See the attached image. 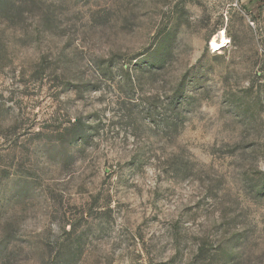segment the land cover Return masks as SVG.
I'll return each instance as SVG.
<instances>
[{
  "label": "rangeland",
  "instance_id": "obj_1",
  "mask_svg": "<svg viewBox=\"0 0 264 264\" xmlns=\"http://www.w3.org/2000/svg\"><path fill=\"white\" fill-rule=\"evenodd\" d=\"M0 264H264V0H0Z\"/></svg>",
  "mask_w": 264,
  "mask_h": 264
},
{
  "label": "bare ground",
  "instance_id": "obj_2",
  "mask_svg": "<svg viewBox=\"0 0 264 264\" xmlns=\"http://www.w3.org/2000/svg\"><path fill=\"white\" fill-rule=\"evenodd\" d=\"M225 44H226V41H225V39H222V40H221V44H220V45H221V46H224ZM213 46H215V45H213Z\"/></svg>",
  "mask_w": 264,
  "mask_h": 264
}]
</instances>
